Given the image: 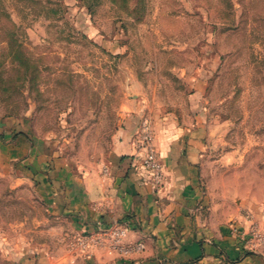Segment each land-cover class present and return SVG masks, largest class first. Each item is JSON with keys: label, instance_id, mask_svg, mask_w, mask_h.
<instances>
[{"label": "rangeland", "instance_id": "rangeland-1", "mask_svg": "<svg viewBox=\"0 0 264 264\" xmlns=\"http://www.w3.org/2000/svg\"><path fill=\"white\" fill-rule=\"evenodd\" d=\"M198 115L205 198L263 199L264 0H0V264H33L57 227L15 138L98 179L127 117L155 140ZM78 238L66 242L76 251ZM246 242L261 251L264 230Z\"/></svg>", "mask_w": 264, "mask_h": 264}, {"label": "crops", "instance_id": "crops-1", "mask_svg": "<svg viewBox=\"0 0 264 264\" xmlns=\"http://www.w3.org/2000/svg\"><path fill=\"white\" fill-rule=\"evenodd\" d=\"M139 127L134 116L124 120L107 174L98 179L79 177L31 152L27 136L15 138L13 158L24 157L31 164L28 174L34 176L38 195L57 225L52 228L54 246L43 245L31 263L264 264V255L246 242L252 226L264 230V198L245 207L205 198L202 163L208 124L201 115L188 125L172 120L156 132L154 149L164 170L160 183L143 167ZM205 207L212 208V217L201 228ZM221 213L226 215L223 222ZM114 221L130 225L124 253L97 249L87 256L67 244L71 237L91 234ZM138 244L143 249H136Z\"/></svg>", "mask_w": 264, "mask_h": 264}, {"label": "built area", "instance_id": "built-area-1", "mask_svg": "<svg viewBox=\"0 0 264 264\" xmlns=\"http://www.w3.org/2000/svg\"><path fill=\"white\" fill-rule=\"evenodd\" d=\"M140 137V149L144 152L143 167L152 173L155 182L160 183L164 178V170L154 149L151 126L147 122H144L140 129ZM129 230L130 225L128 223L114 221L109 226H100L91 234L79 236L77 248L87 256H91L97 249L124 253L126 250L123 246V240ZM136 249H143V244H138ZM259 252L264 255V242L261 243V251Z\"/></svg>", "mask_w": 264, "mask_h": 264}, {"label": "trees", "instance_id": "trees-1", "mask_svg": "<svg viewBox=\"0 0 264 264\" xmlns=\"http://www.w3.org/2000/svg\"><path fill=\"white\" fill-rule=\"evenodd\" d=\"M19 54V53H18ZM10 57L12 58L13 61L17 62L16 65L19 67V69L24 67L23 60L17 53H11Z\"/></svg>", "mask_w": 264, "mask_h": 264}]
</instances>
